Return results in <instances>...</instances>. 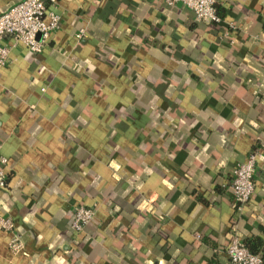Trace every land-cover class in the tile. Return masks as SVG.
Listing matches in <instances>:
<instances>
[{"label": "crops", "instance_id": "1", "mask_svg": "<svg viewBox=\"0 0 264 264\" xmlns=\"http://www.w3.org/2000/svg\"><path fill=\"white\" fill-rule=\"evenodd\" d=\"M48 8L42 50L0 67V215L23 243L0 231V264H228L233 237L264 264V0H217L219 22L165 0ZM254 150L236 212L231 171ZM79 205L95 218L78 232Z\"/></svg>", "mask_w": 264, "mask_h": 264}, {"label": "built area", "instance_id": "2", "mask_svg": "<svg viewBox=\"0 0 264 264\" xmlns=\"http://www.w3.org/2000/svg\"><path fill=\"white\" fill-rule=\"evenodd\" d=\"M57 0H21L0 14V67L8 62L10 50L17 44H23L28 50L40 52L47 42L52 31L60 24V16L49 6ZM169 5L181 3L190 9L196 20L219 22L216 12L217 0H165ZM40 35V39L36 35ZM84 35L81 30L78 37ZM8 39V43L4 42ZM257 150L250 152L245 161L237 164L231 171L229 183L233 195V205L236 212L248 203L254 193V166ZM8 159L0 152V187L5 185ZM95 218L94 207L79 205L73 211L71 228L81 231L83 227ZM0 231L12 233L9 247L13 252L22 250L23 243L20 236L14 231V223L8 217L0 215ZM228 264H262L263 257L260 252H252L237 237H233L225 249Z\"/></svg>", "mask_w": 264, "mask_h": 264}, {"label": "trees", "instance_id": "3", "mask_svg": "<svg viewBox=\"0 0 264 264\" xmlns=\"http://www.w3.org/2000/svg\"><path fill=\"white\" fill-rule=\"evenodd\" d=\"M247 247H248V249L250 250V251H252V252H259L258 251V249H257V247L255 246V245H251L249 242H245L244 243Z\"/></svg>", "mask_w": 264, "mask_h": 264}]
</instances>
